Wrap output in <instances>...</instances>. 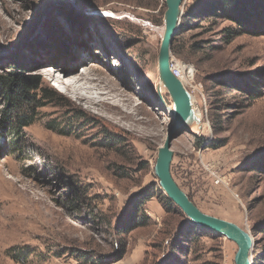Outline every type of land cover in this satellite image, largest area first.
Returning <instances> with one entry per match:
<instances>
[{"label": "rangeland", "instance_id": "rangeland-1", "mask_svg": "<svg viewBox=\"0 0 264 264\" xmlns=\"http://www.w3.org/2000/svg\"><path fill=\"white\" fill-rule=\"evenodd\" d=\"M164 1L0 0V77L38 86L20 129L1 125L0 93V264H235L236 244L168 204L154 173L176 125L158 77ZM206 1L184 0L172 42L200 128L172 140L170 170L203 213L250 233L264 264V27L232 34L231 21L200 16ZM70 69L104 87L81 91L93 105L54 81ZM230 76L256 97L222 87ZM131 214L143 225L122 232Z\"/></svg>", "mask_w": 264, "mask_h": 264}, {"label": "water", "instance_id": "water-1", "mask_svg": "<svg viewBox=\"0 0 264 264\" xmlns=\"http://www.w3.org/2000/svg\"><path fill=\"white\" fill-rule=\"evenodd\" d=\"M183 2L184 0L164 1L166 10L163 17L164 30L158 52V77L160 85L166 89L172 101V107L166 108L176 125L158 149L154 173L159 187L167 198L182 211L193 225L220 235L236 244L235 264H253V240L250 233L234 223L203 213L177 185L171 174L170 166L173 158L171 142L182 132L188 131L196 122L192 97L182 82L173 75L170 67L171 45L180 27ZM175 131L178 133L176 132L174 135Z\"/></svg>", "mask_w": 264, "mask_h": 264}, {"label": "trees", "instance_id": "trees-1", "mask_svg": "<svg viewBox=\"0 0 264 264\" xmlns=\"http://www.w3.org/2000/svg\"><path fill=\"white\" fill-rule=\"evenodd\" d=\"M201 1V0H200ZM201 3V2H200ZM200 16L214 17L221 16L236 25V31H231L232 34L238 35L239 33H246L249 31V28H256L257 26L264 27V0H210L204 3L200 7ZM257 18V20L255 19ZM182 25H180L181 27ZM238 26V27H237ZM179 27V28H180ZM239 32V33H238ZM253 34H257V32H253ZM171 51H173V44L171 46ZM260 76V75H259ZM234 76L229 77V81L220 80L222 87L229 88V83L233 87V90L239 91L247 95L249 98H255V88H252L250 84H247L245 80H240V83H245L243 86H235L234 85ZM260 78H262L260 76ZM217 81V78H214ZM37 78H29L25 77L22 73L12 72L5 75V77H0V93L3 97V101L5 104V109L3 110V117L1 121V125H8V122L16 121L17 129L22 127L30 126L35 117V113L33 112V104L35 102L34 96L31 94L32 90H36L38 86L36 85ZM239 85V82L236 83ZM252 85H259L257 82H253ZM251 86V87H250ZM253 86V87H255ZM45 96L53 97V93L51 90L43 91ZM26 110L27 113H23ZM17 114H20L17 116ZM203 144V140H198L197 145L200 147ZM215 147L214 145H207L206 148ZM188 196V195H187ZM147 195L140 196L139 199L143 200L142 206L145 200L150 199ZM190 199V197L188 196ZM166 202L172 205V201L168 198H165ZM191 200V199H190ZM140 200H134V203H138ZM128 216V222H126L125 226L122 228V232L129 231L136 227L138 224V220L136 219V215L133 217ZM257 257L254 256L253 264L257 263Z\"/></svg>", "mask_w": 264, "mask_h": 264}, {"label": "bare ground", "instance_id": "bare-ground-1", "mask_svg": "<svg viewBox=\"0 0 264 264\" xmlns=\"http://www.w3.org/2000/svg\"><path fill=\"white\" fill-rule=\"evenodd\" d=\"M163 30H164V25H163V29H162V34H163ZM71 70L72 69L67 70V71H63V72H65V73H63L64 76H61V77L58 76V77L55 78L54 81L58 84L59 87L64 89L66 92L71 93L74 96V99L79 104L83 103V104H91V105H93L91 99L83 97V95L81 94V91L82 90H84V91L86 90L85 92L87 93L89 90H91V91L94 90V91L98 92V94H102L104 87L100 88L99 87L100 84L97 85L98 83L97 84H94V83L92 84L93 79L89 78L86 73H84V74H75L74 76L65 77V74H68L69 72H71ZM52 72H55V70L52 69ZM178 79L182 82V84L184 86V82L182 81V79H180V78H178ZM99 83H101V82H99ZM109 91H108V94L109 93L115 94V96L111 95L112 97H122L123 96V94H121L120 90L116 89L115 87L110 88ZM193 105L194 104L192 103V108H193L194 116H195L194 118L196 119V122L193 124V126H191L190 132L192 134H195L198 131V129L200 128V117L196 113ZM122 116H123V118H125L126 121H129V122H134L135 121V118H132L131 116H129L127 114H122Z\"/></svg>", "mask_w": 264, "mask_h": 264}, {"label": "built area", "instance_id": "built-area-1", "mask_svg": "<svg viewBox=\"0 0 264 264\" xmlns=\"http://www.w3.org/2000/svg\"><path fill=\"white\" fill-rule=\"evenodd\" d=\"M170 67H171V72L173 73V75L176 77V78H180V79H182V76L184 75V74H182V72L179 70H177V68H175L173 65H172V63H170ZM217 178V180H218V182H221V180L218 178V177H216Z\"/></svg>", "mask_w": 264, "mask_h": 264}]
</instances>
